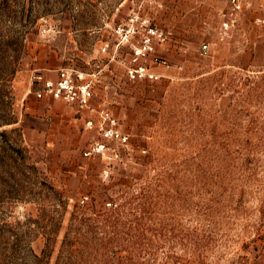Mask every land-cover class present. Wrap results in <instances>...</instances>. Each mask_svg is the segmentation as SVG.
<instances>
[{
    "label": "rangeland",
    "instance_id": "1",
    "mask_svg": "<svg viewBox=\"0 0 264 264\" xmlns=\"http://www.w3.org/2000/svg\"><path fill=\"white\" fill-rule=\"evenodd\" d=\"M57 68L126 141L46 114ZM0 132V264H264V0H0Z\"/></svg>",
    "mask_w": 264,
    "mask_h": 264
},
{
    "label": "built area",
    "instance_id": "2",
    "mask_svg": "<svg viewBox=\"0 0 264 264\" xmlns=\"http://www.w3.org/2000/svg\"><path fill=\"white\" fill-rule=\"evenodd\" d=\"M226 1L230 5V14H236L242 8L243 0ZM229 25L230 21H225L224 26L228 28ZM125 32L128 34L131 32V29H127ZM141 52V50L138 51V53ZM127 73L130 79L154 78V74L144 65L130 67ZM36 80L41 82L40 88L35 92L38 98L47 95L54 99L62 100L65 103L76 104L79 109H92V81L87 79L83 72L69 68H60L58 70L57 79H44L41 75H38ZM98 115V130L103 139L117 142H124L127 140V135L123 134L116 127L115 117L106 109H100ZM86 124L92 126L93 122L89 120ZM106 148H108L107 144L101 141H96L92 147L96 152H100Z\"/></svg>",
    "mask_w": 264,
    "mask_h": 264
},
{
    "label": "crops",
    "instance_id": "3",
    "mask_svg": "<svg viewBox=\"0 0 264 264\" xmlns=\"http://www.w3.org/2000/svg\"><path fill=\"white\" fill-rule=\"evenodd\" d=\"M59 69L60 68L50 70L49 72H41L40 74L44 79L55 80V79H57V74H58ZM40 85H41V82L37 81L36 78L34 77L30 83V88L28 91V92H31L33 98H34V95H36L35 92L40 88ZM42 98L44 100L39 101V103H38L39 106L48 105L50 111L48 109L46 114L52 115L53 117L60 116V117L64 118L65 116L70 115L72 118V113L74 116V113L77 114L78 110H80L81 111L80 118L77 115L75 116L79 120L80 124L81 123L85 124L89 120L96 122L98 120V117H99L98 111L100 109L104 108L101 105L99 106L94 101L95 95H92V98H91L92 109H79L76 104L65 103L62 100L54 99V98L47 96V95L43 96Z\"/></svg>",
    "mask_w": 264,
    "mask_h": 264
},
{
    "label": "trees",
    "instance_id": "4",
    "mask_svg": "<svg viewBox=\"0 0 264 264\" xmlns=\"http://www.w3.org/2000/svg\"><path fill=\"white\" fill-rule=\"evenodd\" d=\"M2 133H3V132H0V134H2ZM73 221H74V220H73ZM66 245H69V234H68V232L66 233V235H65V239H64V247H65ZM64 247L61 249V252H60V254H59V256H58V259H57L56 264H61V259H62L61 257H62V255L64 254ZM22 253H25L27 256L30 254V256H31V258L33 259V261H34V260L37 261V259H39V257H38L36 254H34L33 251L31 250V248H29L28 246H26V248L24 247Z\"/></svg>",
    "mask_w": 264,
    "mask_h": 264
}]
</instances>
